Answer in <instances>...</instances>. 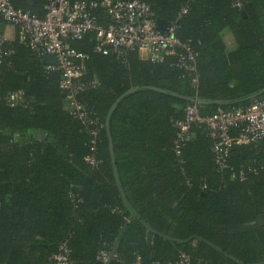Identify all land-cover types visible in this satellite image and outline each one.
Returning a JSON list of instances; mask_svg holds the SVG:
<instances>
[{"label": "trees", "instance_id": "trees-1", "mask_svg": "<svg viewBox=\"0 0 264 264\" xmlns=\"http://www.w3.org/2000/svg\"><path fill=\"white\" fill-rule=\"evenodd\" d=\"M145 1L196 55L193 69L176 55L97 54L92 35L70 41L87 55L82 81L96 82L77 98L104 125L97 135L70 115L62 73L18 36L5 41L0 264H51L64 251L74 264H107L102 252L109 264H264V138L219 170L208 130L193 126L178 154L175 126L190 104L212 115L264 98V0ZM11 2L46 13V0ZM92 15L109 23L102 7ZM19 90L26 103L11 106Z\"/></svg>", "mask_w": 264, "mask_h": 264}, {"label": "built area", "instance_id": "built-area-1", "mask_svg": "<svg viewBox=\"0 0 264 264\" xmlns=\"http://www.w3.org/2000/svg\"><path fill=\"white\" fill-rule=\"evenodd\" d=\"M102 7L109 17L107 25L98 23L92 12ZM45 15L39 16L29 10L15 7L11 0H0V15L14 29V37L28 42L30 48L44 57L54 55L57 65L48 64L49 70L62 73L60 86L70 115L81 120L86 127H94L93 133H99L98 127H104L98 117L89 113L77 95L96 82L85 85L82 77L85 73L87 55L74 49L70 41L82 40L87 35L96 39L94 52L102 55H115L124 58L131 51L139 53L144 60L159 62L168 55H176L181 67L193 69L196 55L175 35V26L168 30L159 29L158 20L152 6L145 0H102L101 2L71 0H46ZM12 39L0 32V64L4 56V43ZM180 48L186 49L184 53ZM11 106L26 103L25 94L19 90L8 97ZM178 138L177 153L191 141L195 133L193 126L205 127L214 139L213 152L219 170L228 167L231 151L236 146L251 145L264 138V98L254 99L248 106L232 110L219 108L212 115H202L198 104L185 107V118L176 121ZM237 130L236 135L233 134ZM87 160L94 163L93 156ZM256 171V170H255ZM241 178H245L244 171ZM114 255L102 252L99 258L110 261ZM180 264H188L189 257L181 255ZM51 264H74L68 252L53 257ZM135 264H144L140 257Z\"/></svg>", "mask_w": 264, "mask_h": 264}, {"label": "water", "instance_id": "water-1", "mask_svg": "<svg viewBox=\"0 0 264 264\" xmlns=\"http://www.w3.org/2000/svg\"><path fill=\"white\" fill-rule=\"evenodd\" d=\"M158 24H159V29L162 30H168L169 29V25L167 24V22L165 20L159 19L158 20ZM43 60L46 64H55L57 65V59L54 55H47L43 57ZM110 261L107 262V264H109Z\"/></svg>", "mask_w": 264, "mask_h": 264}, {"label": "crops", "instance_id": "crops-1", "mask_svg": "<svg viewBox=\"0 0 264 264\" xmlns=\"http://www.w3.org/2000/svg\"><path fill=\"white\" fill-rule=\"evenodd\" d=\"M3 32L7 34L8 37L13 38L14 37V29L11 25L5 24L3 27Z\"/></svg>", "mask_w": 264, "mask_h": 264}]
</instances>
